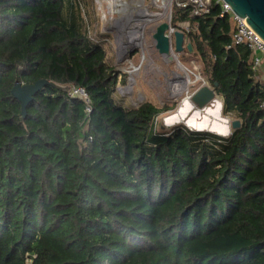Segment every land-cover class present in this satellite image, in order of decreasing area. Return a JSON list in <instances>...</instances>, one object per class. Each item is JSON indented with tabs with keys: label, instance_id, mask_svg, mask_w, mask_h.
Returning a JSON list of instances; mask_svg holds the SVG:
<instances>
[{
	"label": "trees",
	"instance_id": "trees-1",
	"mask_svg": "<svg viewBox=\"0 0 264 264\" xmlns=\"http://www.w3.org/2000/svg\"><path fill=\"white\" fill-rule=\"evenodd\" d=\"M65 4L0 0V264H264V80L228 16L215 0L170 15L240 119L221 137L115 103L104 49ZM40 79L88 101L46 84L22 120L12 86Z\"/></svg>",
	"mask_w": 264,
	"mask_h": 264
},
{
	"label": "rangeland",
	"instance_id": "rangeland-1",
	"mask_svg": "<svg viewBox=\"0 0 264 264\" xmlns=\"http://www.w3.org/2000/svg\"><path fill=\"white\" fill-rule=\"evenodd\" d=\"M167 1L169 2L167 15L157 22L146 25L143 32L142 45L129 47L124 51L119 50L118 40L122 35L127 33L128 24L123 19L118 20L120 14L117 12L114 14L107 13V8H102L100 6L102 0H66L63 9L64 17L70 18L73 16L78 21L81 31L88 37L89 41L102 46L104 49L105 63L118 79L112 93L115 103L126 109L137 108L144 102H150L158 108L165 105L171 107L158 114L155 118L154 126L156 131H167L176 126L186 125L182 124L179 119L175 117L171 120L169 119L174 116L179 102L185 97V94L188 93V95H191L203 85L211 87L210 82L204 75L203 64L199 55L193 50L189 52L186 49L185 44L189 42V39L187 38L185 29H189V27L185 22H181L176 27L172 26L182 31L185 37L183 50L175 54L178 61L190 71L189 76L191 83L188 85L187 93L185 94L181 93L175 95V93H170L169 85L175 81L174 73H183L178 69L174 60L168 62L164 60L163 56L155 48L154 39L152 37L159 23L167 21L170 24L172 3L170 0ZM143 2L149 10H160L159 7L152 4V0H143ZM104 9L107 11L106 13ZM171 45L173 49V35L171 36ZM131 65L138 67L137 71L132 74L127 72ZM195 75H198V78H196ZM130 78L133 81L130 85L131 90H124V88L129 85ZM120 79H122V81H120ZM67 87L69 88V86ZM139 97H142V99L137 103L136 100ZM215 105L217 106L218 112V121H216V123H226L232 133L234 129L231 127V124L234 121H240V119L234 112L228 114L223 113L222 98L217 94L215 99L208 103L203 109L206 110L209 107L213 108ZM194 108L195 107L191 109L194 110ZM203 109L200 111V116L194 118L195 123L201 120ZM195 129L196 130L193 131L199 129L198 131H206L215 134L212 131L205 130V128L195 127ZM222 129L226 130L225 127H222Z\"/></svg>",
	"mask_w": 264,
	"mask_h": 264
},
{
	"label": "bare ground",
	"instance_id": "bare-ground-1",
	"mask_svg": "<svg viewBox=\"0 0 264 264\" xmlns=\"http://www.w3.org/2000/svg\"><path fill=\"white\" fill-rule=\"evenodd\" d=\"M152 4L156 7H159V11H152L149 10L143 0H102L100 6L102 8H107L108 12L105 13H118L120 17L118 20L123 19L128 24L127 33L122 35L121 38L118 40V48L120 51H124L129 47H133L136 45H142V38L143 32L146 28V25L149 23H154L159 21L160 19L164 18L167 14V8L169 2L167 0H152ZM117 14V15H118ZM166 62L168 61H175L177 64L178 69L183 73L175 72L174 83H170L169 91L170 93L181 94L187 93V87L191 83L189 73L190 71L187 70L179 61L178 58L172 49V45L170 43L169 50L166 53L161 54ZM138 67L131 65L128 73H133L137 71ZM198 78V75H195ZM132 79H129V85L124 88V90H131L130 85L132 84ZM185 97L179 102L178 108L174 114V116L170 117L169 119H173L174 117L179 119L182 124H186L190 128L195 129L197 128H205V130H209L214 132L217 135L225 136L228 132L222 128H218L215 125L218 121V112L217 106L215 105L213 108H207L206 110L203 109V114L201 115V120L198 122H194L193 118H197L193 113V110L189 108V105H185V98H189L190 95L185 94ZM142 97L137 98L136 102H140ZM187 119H186V117ZM225 122V121H224ZM224 124V123H223ZM226 124V123H225Z\"/></svg>",
	"mask_w": 264,
	"mask_h": 264
},
{
	"label": "water",
	"instance_id": "water-1",
	"mask_svg": "<svg viewBox=\"0 0 264 264\" xmlns=\"http://www.w3.org/2000/svg\"><path fill=\"white\" fill-rule=\"evenodd\" d=\"M226 2L231 10L238 16L243 18L249 26L261 37L264 41V0H223ZM169 28V22L164 21L156 26V29L152 35L155 43V48L162 54L169 50L171 40L165 31ZM173 44L174 52H180L183 50V43L185 40L184 33L182 31L173 32ZM186 49L191 52L193 50L191 43L185 44ZM46 84L67 89L68 87L58 86L52 82L46 80H37L33 84H23L19 81L15 82L12 86L11 92L13 96L20 102L21 105V119H24L26 113V106L32 100L33 96ZM216 97L215 85L207 86L203 85L195 92H193L189 98H185V105H189V108H194L193 113L196 116H200V111L205 108L208 103L213 101ZM194 119V118H193ZM226 119V118H224ZM195 121V120H194ZM189 130H194L187 125H184ZM218 128L225 127L228 132L227 135L221 137H227L231 135V131L227 124L218 122L216 125ZM231 127L235 130L240 127V121H234ZM199 129H197L198 131Z\"/></svg>",
	"mask_w": 264,
	"mask_h": 264
},
{
	"label": "built area",
	"instance_id": "built-area-1",
	"mask_svg": "<svg viewBox=\"0 0 264 264\" xmlns=\"http://www.w3.org/2000/svg\"><path fill=\"white\" fill-rule=\"evenodd\" d=\"M176 6L181 8H190V14L200 16L208 13L212 0H170ZM220 6V16L227 15L232 23L233 30L231 40L233 45L243 44L250 50V68L253 76L257 79L264 80V41L249 26V24L241 17H238L223 0H215ZM186 28V27H185ZM177 28L169 24V28L165 31L171 40V36ZM186 32L188 29H185ZM180 31V30H178ZM71 96L80 97L86 101L87 95L82 88L70 86L67 89ZM88 109V108H87Z\"/></svg>",
	"mask_w": 264,
	"mask_h": 264
}]
</instances>
